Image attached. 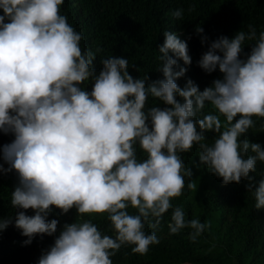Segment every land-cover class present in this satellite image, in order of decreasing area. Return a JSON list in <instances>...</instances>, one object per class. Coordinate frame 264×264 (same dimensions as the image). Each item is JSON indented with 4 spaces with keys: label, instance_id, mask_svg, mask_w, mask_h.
<instances>
[{
    "label": "clouds",
    "instance_id": "clouds-1",
    "mask_svg": "<svg viewBox=\"0 0 264 264\" xmlns=\"http://www.w3.org/2000/svg\"><path fill=\"white\" fill-rule=\"evenodd\" d=\"M63 4L0 0V132L14 137L0 148V173L18 178L10 201L17 211L0 218V232L14 223L25 245L37 235L55 236L38 264H113L124 246L144 255L158 245L156 231L170 211L169 234L189 230L195 243L211 222L189 218L173 203L197 190L182 158L193 147L197 167L224 185L249 180L255 208L264 209V179L253 191L250 176L264 164V146L248 138L256 119H264V31L249 24L209 43L198 25L207 45L198 66L221 74L201 91L191 78L184 87L177 83L193 61L187 40L172 31L163 32L158 47L162 79L136 78L129 69L140 68L114 55L101 58L97 72L104 50L82 47L84 36L61 14ZM195 11L193 4L172 16L183 21ZM150 98L159 103L149 106ZM73 208L76 219L56 235L59 220L49 216ZM86 216L105 217L109 229Z\"/></svg>",
    "mask_w": 264,
    "mask_h": 264
},
{
    "label": "trees",
    "instance_id": "trees-1",
    "mask_svg": "<svg viewBox=\"0 0 264 264\" xmlns=\"http://www.w3.org/2000/svg\"><path fill=\"white\" fill-rule=\"evenodd\" d=\"M193 4L196 11L186 12L183 21L172 16L176 9H187ZM61 14L66 15L68 22L83 34L82 47L104 50L94 62L97 72L103 67L101 58L122 56L141 70L130 68V74L136 78L148 74L149 83L163 78L162 72L156 70L160 66L158 47L165 39L163 32L177 33L181 39L187 40L193 61L191 66H186V76L177 83L184 87L191 78L201 91L221 74L218 70L207 74L198 66V60L207 51V45L201 43V35L195 31L198 25L204 28L209 43L221 35L232 38L241 29L247 31L249 24H253L258 33L264 31V0H64ZM244 51L250 53L251 46L246 44ZM178 63L185 66L182 60ZM154 103L159 101L150 98L149 106ZM205 135L211 142L215 134L209 132ZM248 138L264 146V119H256V127L249 130ZM13 139L12 135L0 132V148ZM197 153L198 149L193 147L190 153L182 154L192 168L197 190H185L184 195L173 203L183 205L189 218L210 221L211 228L195 243L188 238L189 230L170 235L167 227L171 219L169 211L156 231L160 238L158 245L151 246L144 255L132 253L131 246H124L112 257L113 264H264V209L255 208V198L248 187L250 181L242 179L240 183L224 185L222 178L196 166L199 163ZM0 163H3L2 159ZM250 176L254 178V191L264 179V164L258 162L256 172ZM17 183L15 171L7 175L0 173V218L15 217L17 210L10 201ZM27 214L34 215V212L29 209ZM76 216L75 208L68 214H60L56 209L49 216V219L59 220L56 235L64 223L74 222ZM84 218H92L102 230L109 229L110 222L105 217ZM107 234L113 233L108 231ZM54 239L55 236L37 235L31 244L25 245L27 237L13 223L0 232V264H38L40 256Z\"/></svg>",
    "mask_w": 264,
    "mask_h": 264
}]
</instances>
